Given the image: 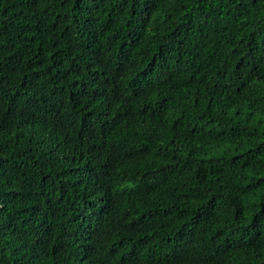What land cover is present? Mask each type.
I'll use <instances>...</instances> for the list:
<instances>
[{
  "label": "trees",
  "instance_id": "obj_1",
  "mask_svg": "<svg viewBox=\"0 0 264 264\" xmlns=\"http://www.w3.org/2000/svg\"><path fill=\"white\" fill-rule=\"evenodd\" d=\"M0 264H264V0H0Z\"/></svg>",
  "mask_w": 264,
  "mask_h": 264
}]
</instances>
